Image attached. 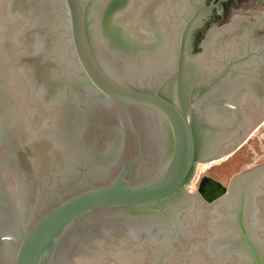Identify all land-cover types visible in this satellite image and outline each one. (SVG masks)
Returning a JSON list of instances; mask_svg holds the SVG:
<instances>
[{
  "label": "water",
  "instance_id": "95a60500",
  "mask_svg": "<svg viewBox=\"0 0 264 264\" xmlns=\"http://www.w3.org/2000/svg\"><path fill=\"white\" fill-rule=\"evenodd\" d=\"M213 9L0 0V264H264V163L189 190L264 105L261 26L196 48Z\"/></svg>",
  "mask_w": 264,
  "mask_h": 264
},
{
  "label": "flooded vegetation",
  "instance_id": "af4514ba",
  "mask_svg": "<svg viewBox=\"0 0 264 264\" xmlns=\"http://www.w3.org/2000/svg\"><path fill=\"white\" fill-rule=\"evenodd\" d=\"M207 3L209 5L213 4L214 9H213L212 14L210 15L209 19L206 20L204 26L196 33V35L194 37V44H195L196 48L205 39H207V35L209 34V31L212 27H215V26L221 27L224 25H228L230 23H233L234 20H237L235 22H240L239 20H241V17L247 18L248 23H252L253 25L261 26V28L259 27L257 29V33L264 35V0H207ZM123 14L124 13H119L117 16L125 18L126 16ZM136 29L141 30V27L138 26V27H136ZM234 108L238 109V107H234ZM253 113H254V115L252 117V124L254 125V127H256L257 125H260L263 123L264 105L261 108H258L256 106ZM239 125H240L239 126L240 131H238V134H242V131L244 130V128H246V130L251 128L246 123L245 124H239ZM254 127H253V129H254ZM252 130L250 131V133L252 132ZM227 158H228V156H227ZM227 158L218 160V162L224 161ZM259 164H262V163L254 164V165H252V167L257 166ZM237 173H239V172H237ZM208 176H211V175H208ZM211 177H213V176H211ZM213 178L219 180L216 177H213ZM201 179L198 181L197 188H195L193 191L190 190L192 193H195L198 191ZM222 183L226 186H229V184H230V182L228 184H226L225 182H222ZM262 208H263V214H264V204H263ZM163 263H164L163 260L157 261V264H163Z\"/></svg>",
  "mask_w": 264,
  "mask_h": 264
},
{
  "label": "rangeland",
  "instance_id": "374dc122",
  "mask_svg": "<svg viewBox=\"0 0 264 264\" xmlns=\"http://www.w3.org/2000/svg\"><path fill=\"white\" fill-rule=\"evenodd\" d=\"M257 163H264V121L249 134L243 146L224 161L206 168L203 165L207 162L199 163L196 174L189 184V190L193 191L197 188L198 181L204 175H211L228 184L237 172L250 168Z\"/></svg>",
  "mask_w": 264,
  "mask_h": 264
},
{
  "label": "bare ground",
  "instance_id": "6f19581e",
  "mask_svg": "<svg viewBox=\"0 0 264 264\" xmlns=\"http://www.w3.org/2000/svg\"><path fill=\"white\" fill-rule=\"evenodd\" d=\"M224 158H227V156L226 157H224ZM223 158V159H224ZM221 160V159H220ZM216 163H218V160H216V161H213L212 163H207V164H205V165H203L204 166V168H206V167H208V166H210V165H213V164H216ZM201 165V164H200Z\"/></svg>",
  "mask_w": 264,
  "mask_h": 264
}]
</instances>
